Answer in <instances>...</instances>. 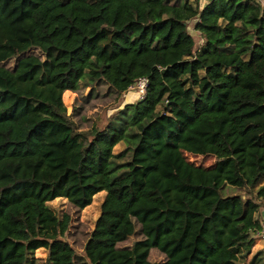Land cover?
I'll return each mask as SVG.
<instances>
[{"label":"trees","instance_id":"obj_1","mask_svg":"<svg viewBox=\"0 0 264 264\" xmlns=\"http://www.w3.org/2000/svg\"><path fill=\"white\" fill-rule=\"evenodd\" d=\"M139 78L102 123L66 112ZM99 192L78 253L51 202ZM263 223L259 0H0V264H264Z\"/></svg>","mask_w":264,"mask_h":264},{"label":"rangeland","instance_id":"obj_2","mask_svg":"<svg viewBox=\"0 0 264 264\" xmlns=\"http://www.w3.org/2000/svg\"><path fill=\"white\" fill-rule=\"evenodd\" d=\"M261 5L264 6V0H259ZM187 31L192 35V38L197 44L199 42V34L193 30V21L187 23ZM89 86L82 90V96L87 95ZM100 94L103 93V88H98ZM139 98V93L135 86L128 89L123 95L118 98H114L113 95L108 94L101 97V99L93 97L89 99V104H85L84 101L79 97L76 92L65 91L62 93V101L66 108V112L72 115V118L79 122V128H86L88 123L86 120L81 121V117L89 118L95 117L96 121L100 123L104 122L106 116L112 112L115 108L122 106L124 103L133 102ZM81 121V122H80ZM88 125V124H87ZM186 158L195 163L201 165H211L213 159L211 157H200L186 155ZM104 192H99L93 196L91 203L81 210H76L73 208L65 199L54 200L51 205L56 208V212L59 214L66 213L69 216L68 229L64 234V239L67 240L74 250L78 253H82L83 244L85 239L93 226V222L99 213V205L102 200ZM130 240L127 242L129 243ZM262 245V240L257 239L254 242L252 250L259 248ZM38 256H43V254L38 251ZM151 258H159L156 254H151ZM186 263V255L181 254L178 259V264Z\"/></svg>","mask_w":264,"mask_h":264},{"label":"built area","instance_id":"obj_3","mask_svg":"<svg viewBox=\"0 0 264 264\" xmlns=\"http://www.w3.org/2000/svg\"><path fill=\"white\" fill-rule=\"evenodd\" d=\"M195 1L198 2L199 4H203L207 0H195ZM145 85H146L145 78H139L131 86H129V89L135 86L136 90L139 93V97H141L144 92ZM263 226H264V223H263Z\"/></svg>","mask_w":264,"mask_h":264}]
</instances>
